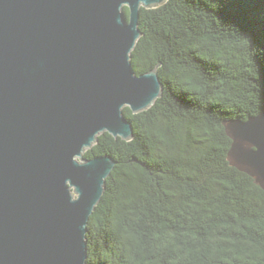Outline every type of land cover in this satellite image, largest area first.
<instances>
[{
	"label": "trees",
	"instance_id": "16d2710c",
	"mask_svg": "<svg viewBox=\"0 0 264 264\" xmlns=\"http://www.w3.org/2000/svg\"><path fill=\"white\" fill-rule=\"evenodd\" d=\"M139 28L134 70L158 68L163 94L124 108L131 140L106 132L84 155L116 161L86 264H264V189L230 136L264 113V0H168Z\"/></svg>",
	"mask_w": 264,
	"mask_h": 264
},
{
	"label": "water",
	"instance_id": "95a60500",
	"mask_svg": "<svg viewBox=\"0 0 264 264\" xmlns=\"http://www.w3.org/2000/svg\"><path fill=\"white\" fill-rule=\"evenodd\" d=\"M167 1L0 0V264H86L116 161L84 155L106 132L131 140L124 108L162 96L158 68L137 75L131 55L141 8ZM230 136L233 165L264 189V113Z\"/></svg>",
	"mask_w": 264,
	"mask_h": 264
},
{
	"label": "rangeland",
	"instance_id": "374dc122",
	"mask_svg": "<svg viewBox=\"0 0 264 264\" xmlns=\"http://www.w3.org/2000/svg\"><path fill=\"white\" fill-rule=\"evenodd\" d=\"M78 160L81 161L79 158H78ZM72 192H73V194H74V188L72 189ZM74 197L77 198L78 195H74Z\"/></svg>",
	"mask_w": 264,
	"mask_h": 264
}]
</instances>
